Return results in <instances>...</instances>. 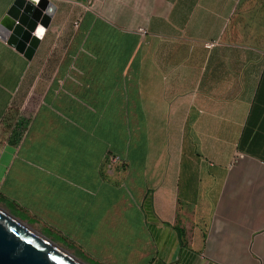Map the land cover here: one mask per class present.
<instances>
[{"label":"crops","instance_id":"1","mask_svg":"<svg viewBox=\"0 0 264 264\" xmlns=\"http://www.w3.org/2000/svg\"><path fill=\"white\" fill-rule=\"evenodd\" d=\"M51 1L0 40V204L91 264H264V0Z\"/></svg>","mask_w":264,"mask_h":264},{"label":"water","instance_id":"2","mask_svg":"<svg viewBox=\"0 0 264 264\" xmlns=\"http://www.w3.org/2000/svg\"><path fill=\"white\" fill-rule=\"evenodd\" d=\"M56 10L51 0H15L0 40L32 60ZM0 264H91L0 204Z\"/></svg>","mask_w":264,"mask_h":264},{"label":"rangeland","instance_id":"3","mask_svg":"<svg viewBox=\"0 0 264 264\" xmlns=\"http://www.w3.org/2000/svg\"><path fill=\"white\" fill-rule=\"evenodd\" d=\"M26 105L23 104L21 95H19L17 97V99L15 100L13 107L10 110V113L5 121V125L4 128L8 127V128H12L14 127L15 130H24V128L26 127L27 123L30 120V114L28 112L27 107L25 108ZM114 162L116 161L115 159L113 160ZM2 205V204H1ZM3 206V205H2ZM12 212V211H11ZM14 213V212H13ZM15 214V213H14ZM16 215V214H15ZM18 216V215H17ZM19 217V216H18ZM20 218V217H19ZM22 219V218H21ZM24 220V219H23ZM30 224V223H29ZM42 233H44L45 235L49 236L51 233H49L47 230H43ZM50 238H52L51 236H49ZM56 237V236H55ZM57 238V237H56ZM53 240H55L54 238H52ZM56 241V240H55ZM60 244V243H59ZM62 245V244H61ZM63 247H65L64 245H62ZM66 249H68L69 251H71L69 248L65 247ZM72 252V251H71ZM73 253V252H72ZM82 259H84L82 257ZM86 260V259H85ZM87 261V260H86ZM88 262V261H87Z\"/></svg>","mask_w":264,"mask_h":264},{"label":"built area","instance_id":"4","mask_svg":"<svg viewBox=\"0 0 264 264\" xmlns=\"http://www.w3.org/2000/svg\"><path fill=\"white\" fill-rule=\"evenodd\" d=\"M80 21V20H79ZM79 21L75 22V25L78 26L79 25ZM140 32L145 34L146 33V30H144L143 28L140 29ZM218 42L217 41H209V42H206V46L207 47H213L217 44ZM241 155V154H239Z\"/></svg>","mask_w":264,"mask_h":264}]
</instances>
